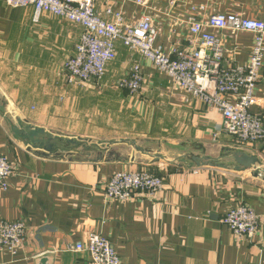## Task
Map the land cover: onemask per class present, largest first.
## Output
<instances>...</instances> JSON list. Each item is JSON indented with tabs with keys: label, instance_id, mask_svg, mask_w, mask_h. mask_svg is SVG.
<instances>
[{
	"label": "crops",
	"instance_id": "crops-1",
	"mask_svg": "<svg viewBox=\"0 0 264 264\" xmlns=\"http://www.w3.org/2000/svg\"><path fill=\"white\" fill-rule=\"evenodd\" d=\"M128 23L145 14L160 29L156 46L170 51L200 50L188 20L227 14L264 21V0H97ZM216 33L215 31H212ZM82 29L34 9L12 8L0 0V154L13 167L9 189L0 190V220L23 221L27 243L16 255L0 251V264H92L88 252H76L91 235L108 239L123 264H264V141L239 144L223 130L215 108L179 89L172 79L121 43L104 81L67 84L65 67ZM222 69L245 66L254 35L218 32ZM264 61V60H263ZM133 64L142 67L143 88L131 95L118 89ZM251 113L264 122V62ZM21 120L53 135L88 142L135 141L122 159L92 155L43 156L15 139L11 123ZM114 147H122L115 145ZM255 156L254 169L237 171L234 154ZM159 155L162 159H155ZM219 159L229 169L184 166L182 158ZM148 170L164 180L155 195L109 199L105 189L116 173ZM251 207L260 217L252 239L236 238L222 224L232 208Z\"/></svg>",
	"mask_w": 264,
	"mask_h": 264
},
{
	"label": "built area",
	"instance_id": "built-area-1",
	"mask_svg": "<svg viewBox=\"0 0 264 264\" xmlns=\"http://www.w3.org/2000/svg\"><path fill=\"white\" fill-rule=\"evenodd\" d=\"M97 0H6L12 8L34 9V20L49 14L82 29L75 53L66 63L67 84L86 86L101 84L108 66L117 58L116 44L152 63L161 73L172 79L187 94L196 97L207 107L215 108L223 117V130L239 144L264 141V122L251 113L255 92L261 79L264 60V21L237 15L216 14L204 21L188 20L189 33L200 41V50L184 51L177 47L168 51L156 46L158 29L155 16L145 14L128 23L122 12L108 7L105 17L96 8ZM178 0H170L174 6ZM148 7L149 0H134ZM215 31L216 33L212 32ZM218 32H244L254 35L249 62L228 71L222 69L223 49ZM145 82L142 67L133 64L126 79L116 87L138 93ZM13 167L0 154V190L9 189ZM164 187V180L148 170L116 173L105 189L109 199L128 201L137 194L155 195ZM236 238L252 239L260 227V217L246 205L230 209L223 218ZM27 227L23 221L0 220V251L16 255L27 243ZM86 251L92 264H123L111 242L99 234L91 235L86 244L73 249Z\"/></svg>",
	"mask_w": 264,
	"mask_h": 264
},
{
	"label": "water",
	"instance_id": "water-1",
	"mask_svg": "<svg viewBox=\"0 0 264 264\" xmlns=\"http://www.w3.org/2000/svg\"><path fill=\"white\" fill-rule=\"evenodd\" d=\"M5 107L0 106V113L5 117ZM11 123V131L14 134L15 139L23 142L26 147L30 150H34L38 153H41L43 156H53L60 157L64 155H85L87 157L98 154V153H109L110 159L113 160L112 151H110L112 146L115 145H130L136 151L147 155V151L142 147H139L135 141H109V142H95L90 143L88 141L71 139L62 137L59 135H53L50 132H47L44 129L33 128L30 125H26L21 120H17L14 124ZM116 160L122 159L120 156L114 157ZM155 159H162L161 156L157 155ZM231 159L237 164L235 169L237 171H246L249 169H254L253 176L258 178L260 177L261 171L257 167L258 160L255 156H248L244 153L234 154ZM184 163L187 160H191V163L187 165L188 168L193 169L195 167L202 168H219V169H229L228 165L222 164L219 159H211V158H202V157H187L182 158Z\"/></svg>",
	"mask_w": 264,
	"mask_h": 264
},
{
	"label": "rangeland",
	"instance_id": "rangeland-1",
	"mask_svg": "<svg viewBox=\"0 0 264 264\" xmlns=\"http://www.w3.org/2000/svg\"><path fill=\"white\" fill-rule=\"evenodd\" d=\"M91 143H95V142H91ZM124 145H125V144H122V145H121L122 147H114V146H112V147H111V150H112V151H115L116 149H117V150H118V149H120V150L123 149V150H122V153H124V155H127V152H128L129 149H128V148H124ZM252 145H253V144H252ZM93 155H94V154H93ZM98 155L101 156V157H102V156H105V157L107 156V158H109V153H102V154H101V153H98ZM77 156L87 157V156H85V155H77ZM92 157H93V156L91 155V156L87 157V159H89V158L92 159ZM190 163H191V160H187V162L184 164V166L187 167V165H189ZM221 163H222V164H227V163L224 162V161H222ZM246 206H247V205H246ZM248 207H249V206H248Z\"/></svg>",
	"mask_w": 264,
	"mask_h": 264
},
{
	"label": "trees",
	"instance_id": "trees-1",
	"mask_svg": "<svg viewBox=\"0 0 264 264\" xmlns=\"http://www.w3.org/2000/svg\"><path fill=\"white\" fill-rule=\"evenodd\" d=\"M113 153V152H112ZM117 154L113 155L112 159L116 160L114 157H116ZM109 159H110V156H109Z\"/></svg>",
	"mask_w": 264,
	"mask_h": 264
}]
</instances>
